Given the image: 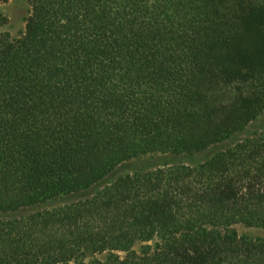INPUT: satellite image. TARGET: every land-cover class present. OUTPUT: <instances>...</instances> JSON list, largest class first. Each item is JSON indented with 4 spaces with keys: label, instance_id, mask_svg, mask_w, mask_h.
Masks as SVG:
<instances>
[{
    "label": "trees",
    "instance_id": "obj_1",
    "mask_svg": "<svg viewBox=\"0 0 264 264\" xmlns=\"http://www.w3.org/2000/svg\"><path fill=\"white\" fill-rule=\"evenodd\" d=\"M12 0H0V6ZM0 12V264H264V0H21ZM132 174L121 166L194 156Z\"/></svg>",
    "mask_w": 264,
    "mask_h": 264
},
{
    "label": "rangeland",
    "instance_id": "obj_2",
    "mask_svg": "<svg viewBox=\"0 0 264 264\" xmlns=\"http://www.w3.org/2000/svg\"><path fill=\"white\" fill-rule=\"evenodd\" d=\"M29 5L21 0H12L7 4L0 6V12L9 19V26L6 28L11 36L16 39L24 31L25 22L30 14ZM264 129V114L252 123L246 132L238 137L237 140L243 139L246 136H250L256 132ZM229 144L217 146L209 151L194 156L182 155V156H159L152 159H146L144 161L131 162L125 164L117 169L114 173V177L119 175L132 174L140 169L156 168L165 164H186V165H197L210 159L216 152L225 149ZM241 233L250 237H264V231L262 230H245L241 229Z\"/></svg>",
    "mask_w": 264,
    "mask_h": 264
}]
</instances>
